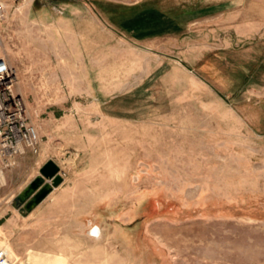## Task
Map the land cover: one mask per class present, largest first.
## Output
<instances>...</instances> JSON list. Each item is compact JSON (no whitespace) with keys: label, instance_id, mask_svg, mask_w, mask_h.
Wrapping results in <instances>:
<instances>
[{"label":"rangeland","instance_id":"rangeland-1","mask_svg":"<svg viewBox=\"0 0 264 264\" xmlns=\"http://www.w3.org/2000/svg\"><path fill=\"white\" fill-rule=\"evenodd\" d=\"M0 4L37 134L0 157V223L39 174L25 149L68 192L33 242L0 224L12 264H264V0Z\"/></svg>","mask_w":264,"mask_h":264},{"label":"built area","instance_id":"built-area-1","mask_svg":"<svg viewBox=\"0 0 264 264\" xmlns=\"http://www.w3.org/2000/svg\"><path fill=\"white\" fill-rule=\"evenodd\" d=\"M1 7L0 4V15ZM14 80L11 68L0 56V157L4 163L37 142L36 130L25 118L21 98L12 90ZM0 264H12L4 247H0Z\"/></svg>","mask_w":264,"mask_h":264},{"label":"crops","instance_id":"crops-1","mask_svg":"<svg viewBox=\"0 0 264 264\" xmlns=\"http://www.w3.org/2000/svg\"><path fill=\"white\" fill-rule=\"evenodd\" d=\"M32 150L25 149L23 153L16 155L14 160H19L20 163L22 161L25 165L29 164V167L34 170V175L43 160L40 161V158H37V155ZM31 177L32 174L30 175L29 179L26 177H21L17 179L13 185L17 186V188H21L30 180ZM62 178L63 180L61 183L56 186L52 185L45 196L38 202L29 206L28 209L23 208V204H21V202H17L16 205L12 206L10 209L11 213L4 219L5 222L0 224L15 228L26 227L27 240L32 242L36 240L34 238L36 234L34 227L49 228L59 226L61 221L65 219V215L60 217L58 205L64 203L65 196L68 194L67 189L61 185L62 182H64V177ZM35 250H40L42 253L48 252L45 251L44 247L41 249H33L34 252Z\"/></svg>","mask_w":264,"mask_h":264},{"label":"water","instance_id":"water-1","mask_svg":"<svg viewBox=\"0 0 264 264\" xmlns=\"http://www.w3.org/2000/svg\"><path fill=\"white\" fill-rule=\"evenodd\" d=\"M44 178H49V181L44 180ZM60 180L58 165L51 158H48L39 167V174L34 176L18 194V200H22L30 194L23 202V208L28 209L29 206L38 202L50 190L51 185L57 184Z\"/></svg>","mask_w":264,"mask_h":264},{"label":"bare ground","instance_id":"bare-ground-1","mask_svg":"<svg viewBox=\"0 0 264 264\" xmlns=\"http://www.w3.org/2000/svg\"><path fill=\"white\" fill-rule=\"evenodd\" d=\"M97 230H98V228H96V227H95V228H93V229L91 230V232H92V235H93V234L95 235V234H96V232H97Z\"/></svg>","mask_w":264,"mask_h":264}]
</instances>
